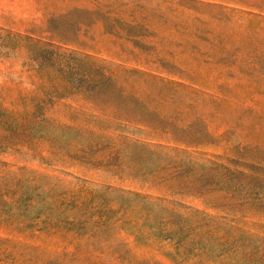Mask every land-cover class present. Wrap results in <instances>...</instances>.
Returning <instances> with one entry per match:
<instances>
[{
  "label": "rangeland",
  "instance_id": "rangeland-1",
  "mask_svg": "<svg viewBox=\"0 0 264 264\" xmlns=\"http://www.w3.org/2000/svg\"><path fill=\"white\" fill-rule=\"evenodd\" d=\"M0 264H264V0H0Z\"/></svg>",
  "mask_w": 264,
  "mask_h": 264
},
{
  "label": "trees",
  "instance_id": "trees-1",
  "mask_svg": "<svg viewBox=\"0 0 264 264\" xmlns=\"http://www.w3.org/2000/svg\"><path fill=\"white\" fill-rule=\"evenodd\" d=\"M88 64V63H87ZM91 68H93V65L92 64H88ZM42 68L41 65L38 66V70H40ZM102 79H104L103 75H102Z\"/></svg>",
  "mask_w": 264,
  "mask_h": 264
}]
</instances>
